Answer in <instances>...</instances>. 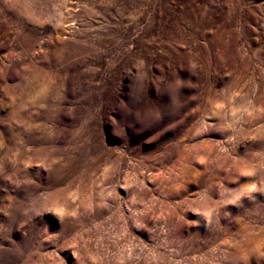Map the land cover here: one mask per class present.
Instances as JSON below:
<instances>
[{
	"label": "rangeland",
	"instance_id": "374dc122",
	"mask_svg": "<svg viewBox=\"0 0 264 264\" xmlns=\"http://www.w3.org/2000/svg\"><path fill=\"white\" fill-rule=\"evenodd\" d=\"M0 264H264V0H0Z\"/></svg>",
	"mask_w": 264,
	"mask_h": 264
}]
</instances>
